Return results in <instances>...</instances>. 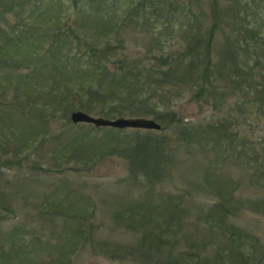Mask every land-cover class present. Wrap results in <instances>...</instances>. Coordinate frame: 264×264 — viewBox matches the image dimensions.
<instances>
[{
  "label": "rangeland",
  "instance_id": "obj_1",
  "mask_svg": "<svg viewBox=\"0 0 264 264\" xmlns=\"http://www.w3.org/2000/svg\"><path fill=\"white\" fill-rule=\"evenodd\" d=\"M35 1L0 0L1 29L6 31L13 25L19 4L26 10ZM50 1L44 4H52L53 10L37 16L34 22L37 28L52 27L54 16L60 18L59 25L64 22L72 25L78 13L69 1L61 0V4H57L60 0ZM61 11L62 14H57ZM188 19L182 21L190 23ZM82 25L83 31L95 34L89 24L79 26ZM171 26L169 33L173 38L162 42L151 39L149 25L127 26L117 33V39L123 42L117 53L141 59L144 64L149 62L145 57L158 53L163 46L172 55L170 63L176 66L174 71L178 75L182 63H186L183 57L186 37L182 34L184 28ZM224 31L228 34L227 28ZM65 34L72 36L69 30ZM228 37L234 39L232 34ZM214 41L210 50L214 77L202 84V95L194 98V91L182 86L185 90L180 92L179 83L166 80L164 95L172 96L159 111L171 110L187 127L221 122L228 137L220 144L214 138L194 135L184 144L183 137L175 140L177 133L166 128L164 118L140 115L154 119L160 128L136 131L125 128L120 129L121 135L127 137L134 132L144 135L150 131L149 135L164 137L166 142L161 154L157 152L151 158L138 156L139 162L133 166L136 158L131 156L126 142L105 139L109 127L92 129L91 124L69 120L73 110L92 116L118 117L116 113L101 114L114 105H109L108 98H93L90 104L83 105L87 99L83 95L78 101L56 103L55 107H49L52 112L48 117L31 111L22 115L11 112L5 117L0 111V143H4L0 144V204L11 210L5 212L0 208L4 217L0 218V245L7 246L13 227L21 224L30 234V242L38 243L35 264H42L48 254L53 262L47 264H186L192 258L190 253L204 264L215 261L218 264L217 253L228 245L219 224L242 229L263 246L264 204L259 202H264V47L258 52L257 62L247 58L243 68L249 72L236 70L232 76L224 73L226 68L221 61L224 36L218 32ZM236 51L239 60L249 54ZM237 75L248 79L246 84L238 83ZM69 79H74L73 73ZM15 82L14 74L0 78V98L6 104L13 99L11 87ZM41 93L42 98L35 97L37 104L50 99L46 90ZM123 110L124 114L119 116H137L130 114L126 106ZM42 131L47 134L46 140L37 145L34 141ZM87 133H94V138L84 142L69 140ZM217 144L220 150L214 147ZM207 167L216 171L217 176H207ZM221 191L230 194L224 209L219 206ZM81 213L89 215L79 220ZM218 213L225 214L223 224L214 215ZM73 224L80 226L77 234L81 232L86 237L76 247L64 245L74 242V238L66 240L63 231ZM24 256L21 261L26 264L28 259ZM12 258L6 264L13 262Z\"/></svg>",
  "mask_w": 264,
  "mask_h": 264
},
{
  "label": "trees",
  "instance_id": "obj_2",
  "mask_svg": "<svg viewBox=\"0 0 264 264\" xmlns=\"http://www.w3.org/2000/svg\"><path fill=\"white\" fill-rule=\"evenodd\" d=\"M68 1L71 8L78 13L72 25L66 22L59 25L60 18L52 16L54 22L52 27L37 28L34 24L37 22L35 20H38L37 16L41 13L42 15L48 14L53 10L52 4H44V2H51L50 0H37L26 10L22 9V4H19L21 7L16 10L17 18L13 25L8 26L6 31L0 27V78L10 74L16 76V82L11 87L13 99L6 104L1 100L3 98H0V111L3 116H9L11 112L22 115L31 111L40 117H48L52 112L49 109L50 106L55 107L56 103L61 105L63 102L66 104L73 100L78 101L86 95L87 99L83 105L90 104L93 98L97 100L108 98L110 106L114 103L113 107H107L106 111L101 113L103 115L112 113L122 115L124 114L123 108L126 106L132 115L150 114L155 118H164L167 121L166 128L175 131L179 136L177 138L176 135L175 140H182L183 137L184 144L193 135L204 136L208 140L214 138L219 144L224 137L225 139L228 137L221 122L187 127L171 110L160 113L159 108L165 106L163 102H167L172 96L170 94L165 97L164 85L167 84L166 80L169 82L173 79L170 83H179L180 92L185 90L182 89V86H185L188 91L195 92L194 98L201 96L204 91L202 84L214 77L210 50L215 44V34L218 32L224 36L225 46L221 49V61L226 68L224 73H231L235 76L233 71L236 70L242 73L249 72L243 68L247 63V58H253V61L257 62L258 52L264 47V0ZM61 2L63 3L61 0L57 1V4ZM13 5L14 3L9 5V10H12ZM60 13L62 14V11L57 14ZM185 17L189 18L190 23L185 24L182 21ZM77 23L78 27L75 28ZM83 23L89 24L95 34L83 31V25L79 26ZM145 24L150 26L148 33L151 39L157 42L173 38L171 32L169 33L171 25L184 28L182 34L185 35L186 42L183 57L186 63H182L181 73L178 75L175 73L176 66L170 63L172 55L164 50L163 46L158 49V53L145 57L144 60L149 62L144 64L140 62L141 59L117 53L123 43L122 39H117L118 31L127 26L139 28ZM224 28L228 29V34L225 33ZM68 30L72 33L70 37L65 34ZM179 32H181L180 29ZM229 34H232L234 39L230 40ZM114 40H117L116 44L113 43ZM236 49L249 54L239 60L236 58L238 56ZM177 58H180V55ZM152 60L157 62H152ZM20 69L24 71L21 72ZM72 73L74 79L70 80ZM235 78L241 84H246L245 80H248L242 75H237ZM192 88L196 89L191 90ZM5 90L6 88L2 89V91ZM45 90L50 99L42 100V103L37 104L35 97L42 98L41 91ZM74 97L77 98L74 99ZM83 105L80 104V106ZM118 107L120 109H117ZM43 133V131L40 132L38 134L40 138L35 139L34 142L37 145L46 140L44 136L47 134ZM121 133L120 129L109 127L104 133L105 139L109 142L118 140L126 142L131 156L136 158L132 161L133 166L138 164V156L151 158L157 152L161 154L166 142L164 137L154 138L149 135L150 131H145L144 135L134 132L127 137H123ZM93 138L94 133H87L74 135L69 140L84 142ZM69 140L67 139L66 142ZM219 144L214 146L218 150L221 148ZM239 152L242 154L241 148ZM205 172L207 176H217L216 171L210 170L209 167ZM229 195L226 191L220 192V207L225 206L224 202ZM47 204L50 206L51 203L47 202ZM259 204L263 205L264 202L261 201ZM2 205L0 204V208H3V211H11L10 207ZM2 215L0 218L3 219ZM88 215L89 213H81L79 220H85ZM214 215H217L216 219L219 223H224V213ZM214 215H212L213 218ZM217 226L228 242L227 247L217 253L218 264H264V245L262 246L255 237L233 225L221 227L218 224ZM63 231L66 240L74 238V242L64 243L66 246L76 247L86 239L81 232L77 234L80 231L78 225L64 227ZM21 234H24L22 238ZM10 235L12 236L10 243L5 247L0 245V264H6L10 257H13V262L10 264H24L21 261L25 259L24 255L28 259L26 264H35L38 243L30 242L31 236L27 229L17 224ZM44 245L42 244V247ZM57 249L60 250L59 247ZM190 254L192 258L186 264H204L197 259L194 253ZM42 260V264L53 262L50 254Z\"/></svg>",
  "mask_w": 264,
  "mask_h": 264
},
{
  "label": "water",
  "instance_id": "obj_3",
  "mask_svg": "<svg viewBox=\"0 0 264 264\" xmlns=\"http://www.w3.org/2000/svg\"><path fill=\"white\" fill-rule=\"evenodd\" d=\"M69 120L72 123H88L93 127H110L115 129H144L158 130L160 124L152 118L143 116H118L114 118H105L101 116H92L81 110H73L69 113Z\"/></svg>",
  "mask_w": 264,
  "mask_h": 264
}]
</instances>
